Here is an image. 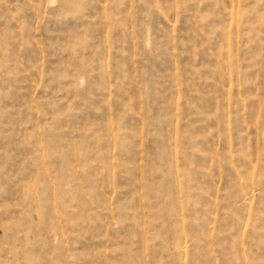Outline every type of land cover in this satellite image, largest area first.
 Masks as SVG:
<instances>
[{"label": "rangeland", "instance_id": "374dc122", "mask_svg": "<svg viewBox=\"0 0 264 264\" xmlns=\"http://www.w3.org/2000/svg\"><path fill=\"white\" fill-rule=\"evenodd\" d=\"M0 264H264V0H0Z\"/></svg>", "mask_w": 264, "mask_h": 264}]
</instances>
